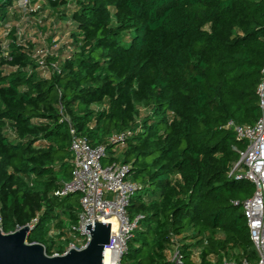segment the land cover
I'll use <instances>...</instances> for the list:
<instances>
[{"label":"trees","instance_id":"trees-1","mask_svg":"<svg viewBox=\"0 0 264 264\" xmlns=\"http://www.w3.org/2000/svg\"><path fill=\"white\" fill-rule=\"evenodd\" d=\"M18 1L0 0L3 231L33 224L49 255L85 243L81 194L56 193L72 177L71 124L141 185L123 264H173L175 246L183 264L256 261L233 203L254 185L230 174L246 141L229 122L261 116L264 0Z\"/></svg>","mask_w":264,"mask_h":264},{"label":"built area","instance_id":"built-area-1","mask_svg":"<svg viewBox=\"0 0 264 264\" xmlns=\"http://www.w3.org/2000/svg\"><path fill=\"white\" fill-rule=\"evenodd\" d=\"M18 4L25 13L38 8L37 4L32 5V0H19ZM257 93L261 109L260 118L253 124H236L230 121L229 125L233 126L238 139L246 141V147L240 152V158L230 174L237 180H248L254 185V192L250 197L242 201L235 200L233 203L243 208L258 258L254 262L247 258L233 259L226 261V264H264V68ZM70 132L72 134L70 148L74 155L72 177L56 193L81 194L82 211L78 224L73 227V230L85 240L80 247H84L91 239L90 231L85 229L87 223L92 221L94 224L95 217L100 221L111 222L110 241L105 246V264L107 251L110 264H123L122 257L127 251L128 240L143 217L142 215L132 217L128 212L130 199L141 185L130 179L129 164L116 162L103 164L106 155L104 145H92L86 136L76 134L71 124ZM130 134V131H123L112 136L111 140L124 141ZM30 226L33 227V224ZM73 247L78 246L71 243L63 253L54 255L65 254ZM171 260L173 264H183L177 246Z\"/></svg>","mask_w":264,"mask_h":264},{"label":"water","instance_id":"water-1","mask_svg":"<svg viewBox=\"0 0 264 264\" xmlns=\"http://www.w3.org/2000/svg\"><path fill=\"white\" fill-rule=\"evenodd\" d=\"M31 229L29 224L10 232H4L0 227V264H105L111 222L95 217L94 224L91 221L85 225L91 234L89 242L60 255H49L41 242H29Z\"/></svg>","mask_w":264,"mask_h":264},{"label":"bare ground","instance_id":"bare-ground-1","mask_svg":"<svg viewBox=\"0 0 264 264\" xmlns=\"http://www.w3.org/2000/svg\"><path fill=\"white\" fill-rule=\"evenodd\" d=\"M106 264H110V262H109V251H107V255H106Z\"/></svg>","mask_w":264,"mask_h":264},{"label":"rangeland","instance_id":"rangeland-1","mask_svg":"<svg viewBox=\"0 0 264 264\" xmlns=\"http://www.w3.org/2000/svg\"><path fill=\"white\" fill-rule=\"evenodd\" d=\"M103 164H105V158L103 159ZM251 183V182H250ZM243 209V208H242ZM242 211V210H241Z\"/></svg>","mask_w":264,"mask_h":264}]
</instances>
